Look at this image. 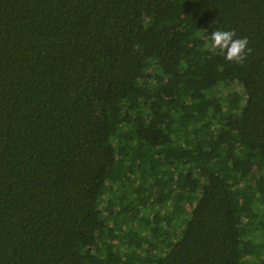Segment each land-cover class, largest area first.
<instances>
[{
	"label": "trees",
	"instance_id": "1",
	"mask_svg": "<svg viewBox=\"0 0 264 264\" xmlns=\"http://www.w3.org/2000/svg\"><path fill=\"white\" fill-rule=\"evenodd\" d=\"M0 264H264V0H0Z\"/></svg>",
	"mask_w": 264,
	"mask_h": 264
},
{
	"label": "clouds",
	"instance_id": "2",
	"mask_svg": "<svg viewBox=\"0 0 264 264\" xmlns=\"http://www.w3.org/2000/svg\"><path fill=\"white\" fill-rule=\"evenodd\" d=\"M249 44L250 41L246 36L237 38L235 30L215 29L211 33L210 48L219 50L224 54L226 61L237 65H243L248 56L251 55L252 49Z\"/></svg>",
	"mask_w": 264,
	"mask_h": 264
}]
</instances>
